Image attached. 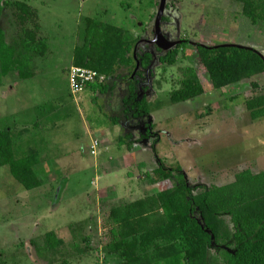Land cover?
<instances>
[{"label":"rangeland","instance_id":"1","mask_svg":"<svg viewBox=\"0 0 264 264\" xmlns=\"http://www.w3.org/2000/svg\"><path fill=\"white\" fill-rule=\"evenodd\" d=\"M19 1L36 9L46 51L35 54L32 78L21 81L12 73L0 86V131L10 129L16 158L39 155L35 173L41 186L26 191L8 168L0 169V264H105V247L124 229L115 225L114 209L137 208L175 183L172 178L150 184L147 176L158 167V158L167 168L181 167L191 186L222 187L240 172L264 171V118L252 121L245 108L246 100L264 94V74L214 91L196 57V44L237 45L264 57V24L252 25L240 4L167 0L162 32L169 41L174 34L190 43L179 49L173 66L159 63L163 53L154 46L137 48L136 53L152 56L139 78L150 108L146 119L122 115L128 87L121 78L109 79L113 89L105 94L88 88L73 94L69 69L85 18L121 28L130 38L152 40L155 0ZM12 16L9 12L4 19L9 43L22 29ZM191 70L204 94L172 104L171 93ZM122 137L132 142V150L119 143ZM121 213L128 216L131 210ZM223 221L232 233L229 217ZM50 232L63 241L57 250L46 246ZM225 249L214 247L210 264L218 263L216 250Z\"/></svg>","mask_w":264,"mask_h":264},{"label":"trees","instance_id":"2","mask_svg":"<svg viewBox=\"0 0 264 264\" xmlns=\"http://www.w3.org/2000/svg\"><path fill=\"white\" fill-rule=\"evenodd\" d=\"M235 1L252 25L264 24V0ZM9 12L15 25L22 28L19 38L11 43L7 41L4 22ZM37 17L36 9L25 1L0 0V86L12 73L21 81L33 77L30 66L35 54L42 56L46 51L45 41L38 35ZM29 23L33 28L27 27ZM137 42L138 38H130L121 28L85 18L83 37L81 44L74 48L72 66L105 76V82L86 87L97 94L113 89L114 84H109V79H114V83L121 78L128 87L127 96L122 100V115L148 119L150 108L140 88V72L131 79ZM195 47L198 65L214 91L264 74V60L251 50L198 44ZM180 48L159 57V63L175 65ZM136 58L141 68L149 67V54L137 53ZM124 71L127 74L121 76ZM203 94V85L191 70L180 88L171 93L170 102L185 103ZM245 108L252 121L264 118V94L246 100ZM113 122L117 125L115 120ZM149 126L147 123L145 128ZM148 135L147 132L143 137ZM13 142L9 128L0 131V169L8 168L10 176L26 191L38 189L41 181L35 168L39 155L32 152L16 158ZM119 143L132 150V142L127 137L119 138ZM153 152L156 154L157 150L153 148ZM157 162L158 167L147 176L150 184L159 185L172 178L175 183L169 189L157 191L149 202L140 201L137 208L129 204L114 209L115 225L124 229H118L123 234L120 239L105 247V264H210L211 250L222 245L228 250H216L217 264H264V171L240 172L232 184L222 187L191 186L181 167L167 168L160 158ZM198 190L200 192L196 193ZM121 209L131 210V214L122 215ZM223 217H229L232 233L224 225ZM138 227H141L139 231ZM45 241L51 251L63 244L53 232L45 235Z\"/></svg>","mask_w":264,"mask_h":264},{"label":"water","instance_id":"3","mask_svg":"<svg viewBox=\"0 0 264 264\" xmlns=\"http://www.w3.org/2000/svg\"><path fill=\"white\" fill-rule=\"evenodd\" d=\"M165 5H166V0H159L158 11H157V14L155 16V21H154V36H153V39L148 43H150L151 45H154L159 50L169 51L172 48H174L176 45H180V42H175V43L169 42L168 40H166V38L163 36L161 32V20H162ZM218 47H236L240 49H248L256 53L258 56H260L264 60L261 54H259L258 52L252 49L246 48V47L237 46V45H219V46H215L214 48H218ZM136 51H137V45L135 46L134 52H133L134 59L136 58ZM138 68H139V63L136 61L135 69L131 76V79L134 78V75L138 71Z\"/></svg>","mask_w":264,"mask_h":264},{"label":"built area","instance_id":"4","mask_svg":"<svg viewBox=\"0 0 264 264\" xmlns=\"http://www.w3.org/2000/svg\"><path fill=\"white\" fill-rule=\"evenodd\" d=\"M105 80L104 75L90 69L75 66L69 69V86L73 94L80 93L91 84H101ZM91 148H95V145Z\"/></svg>","mask_w":264,"mask_h":264},{"label":"flooded vegetation","instance_id":"5","mask_svg":"<svg viewBox=\"0 0 264 264\" xmlns=\"http://www.w3.org/2000/svg\"><path fill=\"white\" fill-rule=\"evenodd\" d=\"M156 2H158V5H156L155 6V8H157V11H158V6H159V0H156ZM166 2H167V0H166ZM234 2H236L235 0H234ZM237 3V2H236ZM165 8H166V5H165ZM165 8H164V11H165ZM164 11H163V14H164ZM155 16H156V14H155ZM155 16H154V21H155ZM247 19V18H246ZM164 21V19H163V16H162V20H161V26H162V22ZM153 31H154V27H153ZM176 31H177V29H176ZM176 31H175V33H176ZM161 32H162V29H161ZM162 34H163V36L166 38V40H167V33H166V31H164V32H162ZM173 37H174V39H172V40H168L169 42H172V43H175V42H180V45H176L174 48H172L171 50H169V51H162V50H159L157 47H155L154 45H151L150 43H148V42H150L151 40H147V41H144V40H141L140 38H138V42L136 43V45H137V48L141 45V44H143V43H145V44H147V45H151V46H154L155 47V49L158 51V52H160V53H163L162 55H160L159 57H161V56H163L164 54H166V53H169V52H171L172 50H175V49H178V48H180V47H184L186 44H189L190 42L189 41H186V40H184V39H180L179 37L177 38L176 37V35H174L173 34ZM153 39V38H152ZM135 45V46H136ZM197 45V44H196ZM195 45V46H196ZM205 47V46H204ZM137 54V53H136ZM145 54H147V53H145ZM149 54V53H148ZM142 55V54H141ZM150 55V57H151V59H150V62H151V60H152V56H151V54H149ZM264 58V57H263ZM136 60H135V62L137 61L138 63H139V68H138V71L136 72V74L138 73V72H140V75H139V77H138V80H139V78L141 77V74H142V71L143 70H147V69H143V68H141L140 67V62L137 60V58H135ZM150 66V65H149ZM135 69V68H134ZM133 72H134V70H133ZM133 72H132V74H133ZM136 74L134 75V78H135V76H136ZM132 76V75H131ZM133 78V79H134ZM132 79V80H133Z\"/></svg>","mask_w":264,"mask_h":264},{"label":"crops","instance_id":"6","mask_svg":"<svg viewBox=\"0 0 264 264\" xmlns=\"http://www.w3.org/2000/svg\"><path fill=\"white\" fill-rule=\"evenodd\" d=\"M72 67V66H71ZM103 139H104V141H106V137H105V135H103ZM107 142V141H106Z\"/></svg>","mask_w":264,"mask_h":264}]
</instances>
